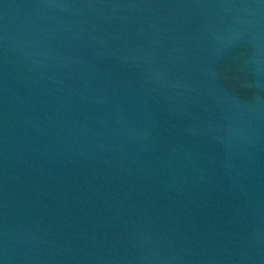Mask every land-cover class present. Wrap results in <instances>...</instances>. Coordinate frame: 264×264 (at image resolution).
Segmentation results:
<instances>
[{
	"label": "water",
	"instance_id": "obj_1",
	"mask_svg": "<svg viewBox=\"0 0 264 264\" xmlns=\"http://www.w3.org/2000/svg\"><path fill=\"white\" fill-rule=\"evenodd\" d=\"M0 264H264V0H0Z\"/></svg>",
	"mask_w": 264,
	"mask_h": 264
}]
</instances>
